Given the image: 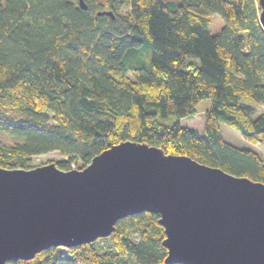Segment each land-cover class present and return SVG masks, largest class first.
<instances>
[{
    "label": "trees",
    "instance_id": "1",
    "mask_svg": "<svg viewBox=\"0 0 264 264\" xmlns=\"http://www.w3.org/2000/svg\"><path fill=\"white\" fill-rule=\"evenodd\" d=\"M81 1L0 0V131L19 139L0 142V166L28 168L32 155L57 150L59 168H81L131 139L264 183L263 156L219 126L264 148V110L253 116V102L264 106L258 0ZM215 12L223 25L211 34ZM142 47L149 66L131 61ZM207 97L203 131L157 118L190 116ZM157 219L128 214L108 236L2 264H167Z\"/></svg>",
    "mask_w": 264,
    "mask_h": 264
},
{
    "label": "water",
    "instance_id": "2",
    "mask_svg": "<svg viewBox=\"0 0 264 264\" xmlns=\"http://www.w3.org/2000/svg\"><path fill=\"white\" fill-rule=\"evenodd\" d=\"M140 211L158 214L167 264H264L263 182L131 139L81 168L0 166V264L108 236Z\"/></svg>",
    "mask_w": 264,
    "mask_h": 264
},
{
    "label": "rangeland",
    "instance_id": "3",
    "mask_svg": "<svg viewBox=\"0 0 264 264\" xmlns=\"http://www.w3.org/2000/svg\"><path fill=\"white\" fill-rule=\"evenodd\" d=\"M162 1L179 2V0H162ZM207 18H209V23H208L207 28L209 29V32L211 34H215L216 32H218L220 30V27L223 25V19L219 15V13H217V12L208 15ZM131 61H132V63L141 64L144 66H149V64H150V49L148 47L140 48V50L136 53V56L133 57ZM263 80H264V77H263ZM253 104L256 107L253 116L258 115L260 112H262L264 110L263 104L255 103V102H253ZM208 106H210V98L209 97L199 100L196 104V112L190 116L177 118L173 114H167V115L162 116L158 113L157 118L166 124H170V123L174 122L176 119H178L180 124H182V125L192 126V127H195L199 131H203L204 126H203L202 112L205 109H207ZM219 126L221 129L222 135L225 137V139L227 141L233 142L234 144L241 146V147L245 146V147H250L252 149L254 148L264 158V148L262 145H260L259 143H253V144L250 143L249 141L244 139L243 136L240 135V133L237 130H235L231 126L229 127L228 125L224 124L221 121L219 122ZM17 140H19V139L12 137V136H9L6 133L0 131V142L1 143L10 144V143L17 141ZM62 158L63 157L59 154V152L57 150H50V151H47L44 153L34 154L30 158L29 167L39 165V164L45 163L47 161H51V160L55 161V160L62 159ZM95 244L99 245L100 241L96 240ZM110 244H111L110 238H107L102 243L103 247H107ZM99 249H102V247H99Z\"/></svg>",
    "mask_w": 264,
    "mask_h": 264
}]
</instances>
